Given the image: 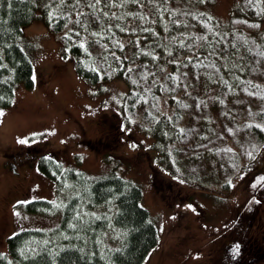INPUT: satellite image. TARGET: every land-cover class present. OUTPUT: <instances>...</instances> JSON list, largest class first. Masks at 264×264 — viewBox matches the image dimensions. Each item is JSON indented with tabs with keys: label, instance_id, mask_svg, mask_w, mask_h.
Instances as JSON below:
<instances>
[{
	"label": "trees",
	"instance_id": "obj_1",
	"mask_svg": "<svg viewBox=\"0 0 264 264\" xmlns=\"http://www.w3.org/2000/svg\"><path fill=\"white\" fill-rule=\"evenodd\" d=\"M214 1L0 0V111L16 84H34L23 28L41 18L86 83L124 81L126 118L153 139L164 165L149 156L163 201L187 203L193 186L227 199L217 204L223 219L211 263L262 264L264 171L247 200L235 197L234 184L258 175L250 165L264 147V0H235L224 22L203 10ZM23 150L41 152L37 167L57 197L22 207L57 214L58 222L8 236L0 264H142L159 233L141 183L114 169L88 174L63 165L34 144ZM156 165L186 183L164 178ZM195 211L204 222L201 204Z\"/></svg>",
	"mask_w": 264,
	"mask_h": 264
},
{
	"label": "rangeland",
	"instance_id": "obj_2",
	"mask_svg": "<svg viewBox=\"0 0 264 264\" xmlns=\"http://www.w3.org/2000/svg\"><path fill=\"white\" fill-rule=\"evenodd\" d=\"M234 1L215 0L203 10L224 22ZM24 35L34 84L31 88L16 84L12 104L0 111V251L14 232L31 227L47 229L58 222L57 214L29 212L22 207L34 198L57 197L52 179L37 167L41 152L34 151L29 157L23 150L34 144L63 165L77 166L88 174L114 169L141 183L142 203L156 217L159 233L142 264H212L211 244L216 240L218 220L223 219L217 204L227 199L214 201L220 194L208 188L204 193L193 186L188 187L191 195L187 203L173 198L171 203L163 201L150 178L149 156L164 165L153 139L151 142L147 132L126 118L122 109L124 81L113 78L95 86L86 83L77 74L74 61L62 56L61 43L41 18L24 27ZM107 135L111 148L104 145L105 139L100 142ZM160 166L163 176L183 184L181 178ZM250 168L264 171V147ZM259 179L254 177L256 181L251 183L241 182L239 177L234 184L235 197L249 199ZM176 182L173 187H177ZM244 186L249 190L243 191ZM200 204L206 213L201 223L195 213ZM262 212L264 216V206Z\"/></svg>",
	"mask_w": 264,
	"mask_h": 264
},
{
	"label": "flooded vegetation",
	"instance_id": "obj_3",
	"mask_svg": "<svg viewBox=\"0 0 264 264\" xmlns=\"http://www.w3.org/2000/svg\"><path fill=\"white\" fill-rule=\"evenodd\" d=\"M251 179H252V177H249L248 178V180H247V182H251ZM261 181V180H260ZM263 179H262V181L260 182V189H261V193H260V197H262V195H264V183H263ZM262 188H263V190H262ZM263 191V192H262ZM262 200V205H264V198L263 199H260L259 198V202ZM242 249H240V250H238V251H236V253H237V255L238 256H240L241 254H242ZM262 264H264V259H263V261H262Z\"/></svg>",
	"mask_w": 264,
	"mask_h": 264
},
{
	"label": "snow or ice",
	"instance_id": "obj_4",
	"mask_svg": "<svg viewBox=\"0 0 264 264\" xmlns=\"http://www.w3.org/2000/svg\"><path fill=\"white\" fill-rule=\"evenodd\" d=\"M22 143L24 142V141H21Z\"/></svg>",
	"mask_w": 264,
	"mask_h": 264
}]
</instances>
